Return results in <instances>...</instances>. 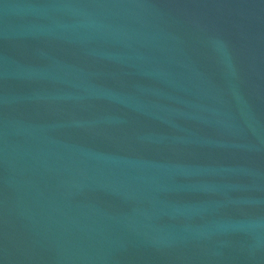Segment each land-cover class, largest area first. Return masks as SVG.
I'll return each instance as SVG.
<instances>
[{"label": "water", "instance_id": "obj_1", "mask_svg": "<svg viewBox=\"0 0 264 264\" xmlns=\"http://www.w3.org/2000/svg\"><path fill=\"white\" fill-rule=\"evenodd\" d=\"M0 264H264V0H0Z\"/></svg>", "mask_w": 264, "mask_h": 264}]
</instances>
